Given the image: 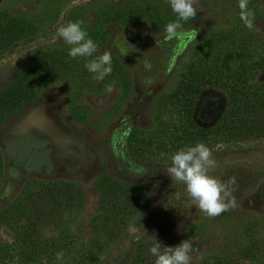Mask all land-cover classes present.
<instances>
[{"label":"rangeland","instance_id":"1","mask_svg":"<svg viewBox=\"0 0 264 264\" xmlns=\"http://www.w3.org/2000/svg\"><path fill=\"white\" fill-rule=\"evenodd\" d=\"M249 7L255 11L252 30L231 16L239 9L238 0H200L196 19L183 22L180 34L168 39L166 25L177 17L166 0H0V23L17 18L24 33L16 42L0 45V90L9 83L21 87L13 69L22 57L59 56L62 63L72 62L56 73L29 76L21 101L0 114V210L14 213L21 228L26 227L17 233V222L0 223V244L11 249L1 264H72L74 256L98 250L102 259L95 264H118L119 250L129 238L174 243L171 231L195 216L196 204L185 185L167 175L171 156L181 148L168 150L166 136L150 129V106L175 84V68L195 66L207 53L223 58L219 64L226 78L220 81L231 83L242 72L238 86L264 83V0H250ZM76 20L85 22L98 45L96 55L112 54L113 72L103 81L92 79L84 58L69 57V46L58 36L60 27ZM236 24L243 29L231 38L210 35ZM198 35L204 39L195 44ZM32 48L36 51L28 54ZM224 92L206 86L194 104H203L201 114L214 119L223 109ZM166 112L161 117L171 123L177 119ZM133 128L137 131L127 137ZM159 142L167 150H154ZM211 147L215 166L238 162L264 170V137L254 144ZM157 156L168 159L158 163ZM243 204L264 217V175ZM44 218L42 226L30 225ZM106 232L115 235L106 237ZM22 233L34 244L31 261L13 250L22 247ZM188 241L191 263L215 247L198 238ZM60 251L63 261L56 259ZM154 262L151 255L147 264ZM77 264L92 263L80 259Z\"/></svg>","mask_w":264,"mask_h":264},{"label":"trees","instance_id":"2","mask_svg":"<svg viewBox=\"0 0 264 264\" xmlns=\"http://www.w3.org/2000/svg\"><path fill=\"white\" fill-rule=\"evenodd\" d=\"M231 16L239 20V9L238 11L233 10ZM18 20L17 18L13 20L6 19L0 23V33L2 32L3 36H0V45H8L11 43L10 41L16 42L23 36V31L19 29L21 21ZM235 26L238 27L213 30L210 35L214 36L215 39L231 38L235 33L239 34L243 29L241 25L236 24ZM203 39V36L198 35L194 38V42L197 44ZM206 41H210V38ZM35 51L36 49L32 48L28 54ZM216 55V52L209 55L207 53V55L198 58L194 62L195 66L182 64L180 68H175L177 72L175 84L168 92L158 94L153 101L154 104H151L153 126L150 129L160 131L166 136L169 143L168 150L194 146L197 142H204L209 148L211 144L212 146L224 145V147L233 146L235 143L254 144L257 140H261L264 137V83H258L254 87L242 88L236 84L239 79L242 80V72H237L236 79L230 80L231 83L227 80L220 81L221 78H226V74L222 72L219 64L220 61H223V58H218ZM178 61L179 59L176 62ZM66 62L72 63L71 60L63 61L62 63L59 56H49L48 59L37 56L19 59L14 64L13 71L15 82L21 84V87L19 88L18 86L16 88L13 83H9L0 90V114L6 113L5 110L9 107L11 108L12 104H15L14 101L18 98L19 102L21 101L23 96L22 88H24L23 82L28 80L29 76L34 74L45 76L46 70L56 73L61 70ZM212 76L215 79H212ZM206 86L216 87L225 91L223 109L214 119L208 114H201L200 108H202L203 104H194L200 93L205 91ZM162 100H166L168 104H160ZM205 108L209 113L212 110L208 106ZM163 111H167L166 113L171 116H176L177 119L171 123L166 118L161 117V112ZM136 131V128L128 129L127 137L132 136ZM163 146L164 142H159L157 148L153 149L157 152L159 150H167L166 148L163 149ZM239 148L231 149H233L232 151H239L237 150ZM252 150H254V147L251 148ZM162 159L168 158L159 157L156 161L160 163ZM210 175L222 181L235 177L237 188L234 196L237 206L216 217H208L196 206L195 216L185 220L184 224L175 227L171 231L172 234H170L169 240L174 243L166 245L163 239L154 238L152 240L155 242L157 239L163 246L175 247L179 243L177 239L198 238L207 244L213 243L215 245V247L207 250L208 252L204 258L202 257L198 262L191 264H236L240 259L250 261V264H264V217L250 211L243 204L248 192L253 189L262 178V175H264V170L238 162H223L215 166L210 171ZM128 207L131 210L134 209V206ZM13 216L14 213L10 212V214H7L5 210H0V223L8 226L11 222L12 224L18 223V219ZM32 217L38 218L37 216ZM45 219H35L30 225L34 227L42 226ZM25 229L26 227L22 226L21 228L19 223L15 226L17 233ZM114 235L106 232V237ZM20 244H22V247L17 246L13 250L20 255L21 260L31 261L35 259V251L30 249L34 244L28 235L25 236V233H22ZM153 244L144 238H129L126 245L119 250L122 255L118 258V264H147L151 256L149 247ZM7 247L8 245L6 244H0V261L4 255L10 254L11 249ZM80 259H85V262L95 264L102 259V253L98 250L95 253L78 254L70 262L77 264Z\"/></svg>","mask_w":264,"mask_h":264},{"label":"clouds","instance_id":"3","mask_svg":"<svg viewBox=\"0 0 264 264\" xmlns=\"http://www.w3.org/2000/svg\"><path fill=\"white\" fill-rule=\"evenodd\" d=\"M250 0H238L239 18L249 30L255 27V11L249 7ZM177 19L166 25L165 34L173 39L180 34L183 22L194 20L199 12L200 0H166ZM83 20L69 22L58 30V36L69 46L68 55L72 59H85V68L95 81H103L113 72L112 54L98 52L97 43L89 36ZM111 87L107 91L111 92ZM167 175L172 181L183 183L188 196L199 210L208 217H216L237 206L234 192L237 188L235 177L222 181L210 170L215 167L213 152L204 142L187 146L175 152L170 158ZM130 231H135L130 228ZM192 244L188 240L177 246H163L156 239L149 251L155 257L154 264H191ZM56 259L63 261L64 252L56 253Z\"/></svg>","mask_w":264,"mask_h":264}]
</instances>
